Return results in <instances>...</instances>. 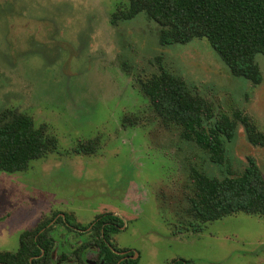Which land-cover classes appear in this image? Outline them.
<instances>
[{
    "label": "rangeland",
    "instance_id": "1",
    "mask_svg": "<svg viewBox=\"0 0 264 264\" xmlns=\"http://www.w3.org/2000/svg\"><path fill=\"white\" fill-rule=\"evenodd\" d=\"M126 3L0 0V112L30 115L57 142L26 170L0 171V252H16L22 232L50 221L55 257L75 259L71 250L86 235L69 230L61 215L87 226L113 213L123 228L111 242L137 255V264H264L263 217L238 213L185 226L194 222L186 213L192 170L240 173L250 157L264 176V147L249 144L239 126L227 164H211L176 128L162 127L135 80L156 73L162 57L217 112L239 110L264 131V57L255 56L261 84L233 78L205 39L162 48L157 25L144 15L111 25ZM89 140L94 154L74 152Z\"/></svg>",
    "mask_w": 264,
    "mask_h": 264
},
{
    "label": "trees",
    "instance_id": "2",
    "mask_svg": "<svg viewBox=\"0 0 264 264\" xmlns=\"http://www.w3.org/2000/svg\"><path fill=\"white\" fill-rule=\"evenodd\" d=\"M126 1L111 14V25L144 15L147 21L157 25L160 47L205 39L230 76L245 79L255 86L261 84L262 76L255 56L261 54L264 57V0ZM161 59L156 58V73L145 79L136 76L135 80L162 127L176 128L182 140L193 143L206 154L211 164L222 168L227 164L229 146L235 140L239 126L249 144L264 147V131L257 128L251 117L239 110L230 116L217 112L181 76L168 71ZM123 67L128 73L127 65L123 64ZM96 146L95 140L80 142L74 152L94 154ZM56 150V139L47 133L45 125L36 126L33 118L25 113L0 112L1 172L24 171L30 161ZM190 181L192 195L188 198L186 213L194 218V222L187 220L185 226L191 224L200 228L202 224L238 213L264 218V176L253 158H247L240 173L226 169L221 177L193 169ZM64 218L69 221L66 215ZM49 224L50 221H42L36 228L22 232L18 250L0 252V264H60L52 259L57 241L48 235ZM122 228L123 220L118 216L99 215L79 252L83 255L91 244H96L103 264H137L138 259H133L132 251L126 259L112 251H122L110 243L111 235ZM61 255L63 260L65 254ZM171 264L190 262L178 259Z\"/></svg>",
    "mask_w": 264,
    "mask_h": 264
},
{
    "label": "flooded vegetation",
    "instance_id": "3",
    "mask_svg": "<svg viewBox=\"0 0 264 264\" xmlns=\"http://www.w3.org/2000/svg\"><path fill=\"white\" fill-rule=\"evenodd\" d=\"M110 214H113V213H110ZM115 215V214H113ZM117 216V215H116ZM119 217V216H118ZM120 218V217H119ZM122 219V218H121ZM63 221V225H65L69 230L71 229L72 231H75V232H78V233H81V234H85L86 235V238L89 237L91 235V229H92V225H93V222L95 221H92L91 223H89L87 226H83L85 228H82L80 229L79 227H74V225H72V223L70 221H66L65 218L62 220ZM121 231V230H120ZM115 235V234H114ZM113 237V235H111L110 237V243L113 245V243L111 242V238ZM80 239V238H79ZM83 243V242H82ZM82 243L79 245V247L82 245ZM107 245H109L107 243ZM79 247L77 248V250H71L70 252L73 253V256L75 259L71 258L70 255H66L65 252H61L58 257H55L54 261L55 262H60V264H73L72 262L75 261L77 264H87L86 261H89L88 259H86V256L87 254L89 253H95L96 254V261H94L95 264H103V262L101 261L100 257H99V248L96 246V244L89 246L88 249L83 253V255L79 252ZM116 255H119V256H122L123 259H126L129 256V252L130 251H126V250H123V251H114L112 250ZM65 254V258L62 260L60 257L62 256L61 254ZM68 254H70L69 252H67ZM80 258H81V261H80ZM61 259V260H60ZM57 262V263H58Z\"/></svg>",
    "mask_w": 264,
    "mask_h": 264
},
{
    "label": "water",
    "instance_id": "4",
    "mask_svg": "<svg viewBox=\"0 0 264 264\" xmlns=\"http://www.w3.org/2000/svg\"><path fill=\"white\" fill-rule=\"evenodd\" d=\"M62 217H64L63 215H61ZM55 253H56V250L52 253V259L54 260L55 259ZM137 258V255H133V259H136ZM87 264H95L94 262H91V261H86Z\"/></svg>",
    "mask_w": 264,
    "mask_h": 264
}]
</instances>
